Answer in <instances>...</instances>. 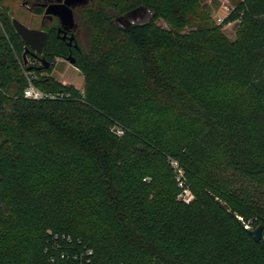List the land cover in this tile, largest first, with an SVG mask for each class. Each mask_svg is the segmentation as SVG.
Wrapping results in <instances>:
<instances>
[{
  "label": "trees",
  "instance_id": "16d2710c",
  "mask_svg": "<svg viewBox=\"0 0 264 264\" xmlns=\"http://www.w3.org/2000/svg\"><path fill=\"white\" fill-rule=\"evenodd\" d=\"M4 1L0 264H54L42 251L48 231L80 239L92 264H264V238L238 218L264 227L263 209L230 177L264 193V0H235L221 23L201 0H90L76 11L81 91L50 75L66 54L53 29L49 66L28 52L24 63ZM141 5L145 23H111ZM26 72L63 96L23 97Z\"/></svg>",
  "mask_w": 264,
  "mask_h": 264
},
{
  "label": "rangeland",
  "instance_id": "374dc122",
  "mask_svg": "<svg viewBox=\"0 0 264 264\" xmlns=\"http://www.w3.org/2000/svg\"><path fill=\"white\" fill-rule=\"evenodd\" d=\"M201 1L205 4L208 11L217 22L218 18H224L227 15V8L232 6L235 0ZM22 2L23 0H6L2 2V5L7 6V15H9L10 19L16 18L22 24L29 28L39 29L41 15H33L32 12L29 11L25 5H22ZM1 11L2 7H0V12ZM236 27V22H229L222 27V30L228 39L233 40L235 38ZM80 41L83 44V37H80ZM46 74L47 73L42 72L40 75L44 76ZM50 75L61 83L73 85L76 89L80 91L83 88V75L74 65L69 64L64 59L57 58L54 60ZM172 171L173 173H175V180L178 182L176 187L179 190L178 197L180 198L181 189L178 180L181 179V177H184V179L186 180V177L182 170H178L173 166ZM230 177L233 179L231 187L238 189L240 191L239 194L242 193L243 196L245 195V198L247 200H249L251 197L252 201H250L252 204L257 203L260 207H262L264 216V193H258L255 184L249 182L247 179L241 178L237 175H231ZM189 194L192 195L193 199V193L191 189H189Z\"/></svg>",
  "mask_w": 264,
  "mask_h": 264
},
{
  "label": "water",
  "instance_id": "95a60500",
  "mask_svg": "<svg viewBox=\"0 0 264 264\" xmlns=\"http://www.w3.org/2000/svg\"><path fill=\"white\" fill-rule=\"evenodd\" d=\"M22 5H26L25 0H23ZM44 15L58 17L63 26H74L72 7L68 0L48 5L44 10ZM151 15L152 11L141 5L113 18L111 23L116 27L128 29L134 24L145 23ZM11 24L24 42V63H26V53L30 52L32 56L36 57L40 61L42 67L47 68L49 66L48 61L40 56L47 39V32L42 29L29 28L16 18L11 19ZM58 31L61 30L59 29ZM61 38L65 39L64 36H61ZM67 39L68 43H70L73 40V35L69 36ZM63 59L71 65L75 62V59L71 54L63 57ZM262 229L263 226L258 225L256 228L248 230V233L250 237L257 242L261 238Z\"/></svg>",
  "mask_w": 264,
  "mask_h": 264
},
{
  "label": "built area",
  "instance_id": "2783aa9c",
  "mask_svg": "<svg viewBox=\"0 0 264 264\" xmlns=\"http://www.w3.org/2000/svg\"><path fill=\"white\" fill-rule=\"evenodd\" d=\"M229 7L227 8V13ZM223 18H218L217 23H221ZM39 60L30 61L31 64ZM27 85L23 89V97L40 100V99H56L62 97V94H56L51 92H45L33 84L35 75L30 72H26ZM117 134H121V130H116ZM171 165L180 170L176 161H171ZM181 189V197L185 202H189L192 199V195L189 194V189L184 187L182 182H179ZM187 196V197H186ZM246 230L254 229L250 225V220L244 222L241 217H238ZM261 237L264 238V227L262 229ZM43 254L49 263L64 262L65 264H92L93 250L87 247L80 239L74 238L71 235L48 231L43 243Z\"/></svg>",
  "mask_w": 264,
  "mask_h": 264
},
{
  "label": "flooded vegetation",
  "instance_id": "af4514ba",
  "mask_svg": "<svg viewBox=\"0 0 264 264\" xmlns=\"http://www.w3.org/2000/svg\"><path fill=\"white\" fill-rule=\"evenodd\" d=\"M25 1H26L25 6L29 11H32V9L35 7H41L43 9V13L41 14V21H40L39 29L46 31L47 37H48V30L53 29L55 37L64 43V50L66 52L65 56H67L68 54H71L72 57H74L75 62H76L77 56L79 54V50L82 46V43L80 41V37H82L81 29L76 19L77 18L76 11L84 7L85 5H87L90 0H68L72 7V15H73V21H74V26L72 27L63 26L59 18L56 16L44 15V10L48 5L63 2V0H25ZM32 14L36 15L34 13ZM59 29L61 31H58ZM71 35H73V40L70 43H68L67 38ZM61 36H64L65 39H62ZM40 56L42 57V53L40 54ZM57 58L59 57H55V59ZM35 59L38 60L36 57Z\"/></svg>",
  "mask_w": 264,
  "mask_h": 264
}]
</instances>
